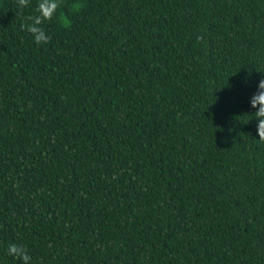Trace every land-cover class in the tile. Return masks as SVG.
Returning a JSON list of instances; mask_svg holds the SVG:
<instances>
[{
	"label": "trees",
	"instance_id": "1",
	"mask_svg": "<svg viewBox=\"0 0 264 264\" xmlns=\"http://www.w3.org/2000/svg\"><path fill=\"white\" fill-rule=\"evenodd\" d=\"M0 0V264H264V0Z\"/></svg>",
	"mask_w": 264,
	"mask_h": 264
},
{
	"label": "clouds",
	"instance_id": "2",
	"mask_svg": "<svg viewBox=\"0 0 264 264\" xmlns=\"http://www.w3.org/2000/svg\"><path fill=\"white\" fill-rule=\"evenodd\" d=\"M30 4V0H17L19 8H27ZM59 7L58 0H39L34 15H29L24 18L25 22L20 25L22 31L28 32L34 42L37 45L47 44L50 42L51 37L45 31L43 27L46 21H51L56 14V10ZM257 111L249 114L253 119L258 121L257 134L259 136V142H264V78H262L257 87V92L250 99V106ZM8 254L15 257L20 261V264H31V256L28 253L27 248L22 244H9Z\"/></svg>",
	"mask_w": 264,
	"mask_h": 264
}]
</instances>
